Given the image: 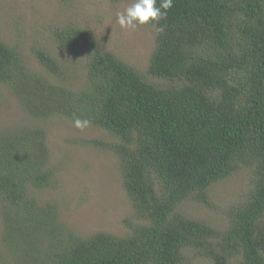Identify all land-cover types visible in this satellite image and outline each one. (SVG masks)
I'll list each match as a JSON object with an SVG mask.
<instances>
[{
    "label": "trees",
    "instance_id": "16d2710c",
    "mask_svg": "<svg viewBox=\"0 0 264 264\" xmlns=\"http://www.w3.org/2000/svg\"><path fill=\"white\" fill-rule=\"evenodd\" d=\"M146 26L157 36L145 74L99 51L86 30L57 27L65 52L89 54L80 89L54 81L65 70L47 52L35 50L48 73L40 76L0 40V84L33 123L87 119L110 135L92 142L116 154L138 221L123 238L59 235L56 206L34 196L55 176L46 130H0L1 244L12 264H189L187 250L215 264H264V0H173ZM238 167L254 170V185L225 233L176 211L194 194L207 201Z\"/></svg>",
    "mask_w": 264,
    "mask_h": 264
},
{
    "label": "rangeland",
    "instance_id": "374dc122",
    "mask_svg": "<svg viewBox=\"0 0 264 264\" xmlns=\"http://www.w3.org/2000/svg\"><path fill=\"white\" fill-rule=\"evenodd\" d=\"M132 2L0 0V40L15 47L29 72L40 76H48V73L39 63L35 50L47 52L65 70V79L54 78V81L65 82L68 87L80 89L87 83L89 54L65 52L54 35L57 27L86 30L96 39L99 51L111 52L138 73L145 74L155 50L157 30L146 25L121 28L117 14ZM73 121L56 115L33 123L9 88L0 84V130L10 131L25 123L40 125L46 130V147L55 176L52 187L37 191L34 196L44 206H56L63 226L58 234L66 237L71 233L83 239L98 233L126 237L131 233L128 222L138 221L123 188L120 162L111 149L92 142H110L111 137L97 126L77 129ZM254 177L253 169L238 167L208 189L207 201L198 200V195L194 194L183 200L176 211L223 234L234 223L233 210L253 190ZM1 214L0 204V264H12L1 244ZM35 243L39 245L38 241ZM185 255V259L191 258L189 264H215L209 258H197L191 250Z\"/></svg>",
    "mask_w": 264,
    "mask_h": 264
},
{
    "label": "clouds",
    "instance_id": "9594fccd",
    "mask_svg": "<svg viewBox=\"0 0 264 264\" xmlns=\"http://www.w3.org/2000/svg\"><path fill=\"white\" fill-rule=\"evenodd\" d=\"M173 6V0H160L157 6V0H133L131 5L123 12L117 14V21L121 28L135 29L137 26L152 23L153 26L166 18L168 10ZM163 31V28H159ZM91 121L75 118L73 126L77 129L84 130L90 126Z\"/></svg>",
    "mask_w": 264,
    "mask_h": 264
}]
</instances>
